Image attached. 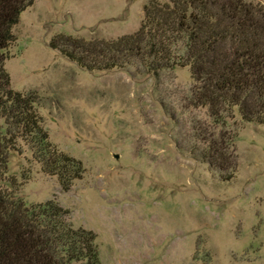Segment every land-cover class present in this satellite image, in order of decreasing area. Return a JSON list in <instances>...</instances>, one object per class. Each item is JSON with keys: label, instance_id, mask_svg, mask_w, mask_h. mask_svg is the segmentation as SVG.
<instances>
[{"label": "rangeland", "instance_id": "obj_1", "mask_svg": "<svg viewBox=\"0 0 264 264\" xmlns=\"http://www.w3.org/2000/svg\"><path fill=\"white\" fill-rule=\"evenodd\" d=\"M148 1L33 0L20 13L5 50L10 86L37 93L49 140L84 172L63 191L20 141L8 156L15 193L68 209L96 234L100 264H264V123L233 114L214 128L234 155L224 180L199 154L211 124L188 103L187 66L88 70L48 44L132 33Z\"/></svg>", "mask_w": 264, "mask_h": 264}, {"label": "trees", "instance_id": "obj_2", "mask_svg": "<svg viewBox=\"0 0 264 264\" xmlns=\"http://www.w3.org/2000/svg\"><path fill=\"white\" fill-rule=\"evenodd\" d=\"M32 2L0 0V264H100L92 230L74 227L69 210L54 199L26 203L8 175V156L20 150V141L63 191L84 172L81 160L49 140L35 108L37 93L12 88L4 67L12 27ZM142 11L132 33L112 39L57 33L48 44L88 70L136 64L157 76L187 66L188 103L205 108L211 124L200 157L230 179L235 166L231 143L214 128L233 114L264 123V0H149Z\"/></svg>", "mask_w": 264, "mask_h": 264}]
</instances>
